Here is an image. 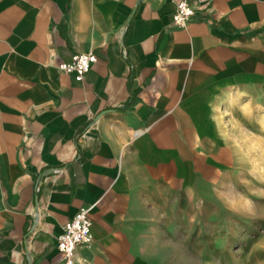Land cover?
Instances as JSON below:
<instances>
[{
	"label": "crops",
	"instance_id": "crops-1",
	"mask_svg": "<svg viewBox=\"0 0 264 264\" xmlns=\"http://www.w3.org/2000/svg\"><path fill=\"white\" fill-rule=\"evenodd\" d=\"M76 53L95 56L81 82L58 70ZM236 114L264 124V0H0V264H59L82 208L90 241L73 264L212 246L220 207L240 209L232 190L254 187L225 178H264V132L236 138ZM251 209L245 239L264 250Z\"/></svg>",
	"mask_w": 264,
	"mask_h": 264
},
{
	"label": "rangeland",
	"instance_id": "rangeland-1",
	"mask_svg": "<svg viewBox=\"0 0 264 264\" xmlns=\"http://www.w3.org/2000/svg\"><path fill=\"white\" fill-rule=\"evenodd\" d=\"M239 115V114H238ZM224 126L229 132H234V136L249 138V134L264 132V124H255L252 120L242 119L236 116L233 119H226ZM252 138V137H251ZM239 143L243 141L239 140ZM244 143L257 144L258 141H244ZM255 149V147H251ZM262 174L258 172V166L240 167L235 177L231 178L229 174L225 179L234 182L251 181L253 188H235L236 204H240L236 211L234 220H226L229 216L225 208L219 209V231L218 237L212 246H204L200 251L196 252H169L167 257L169 264H264V250L259 247L252 246L253 242L246 241L244 230L248 225L257 226V220H245L243 213L248 212L249 204H251V212L255 215L264 207L260 201L258 194L259 180H264ZM252 194L251 196L248 193ZM246 205H248L246 207ZM237 206V205H236ZM243 208V209H242ZM246 241V242H245Z\"/></svg>",
	"mask_w": 264,
	"mask_h": 264
},
{
	"label": "built area",
	"instance_id": "built-area-1",
	"mask_svg": "<svg viewBox=\"0 0 264 264\" xmlns=\"http://www.w3.org/2000/svg\"><path fill=\"white\" fill-rule=\"evenodd\" d=\"M195 15L186 2L176 4L172 14V23L178 27H184ZM95 62V56L91 53H76L66 63L60 64L58 70L65 74H73L76 82H81L91 65ZM90 222L88 211L84 208L78 212L63 226L61 234L56 238V249L61 255L59 264H73V254L80 245L90 241Z\"/></svg>",
	"mask_w": 264,
	"mask_h": 264
}]
</instances>
